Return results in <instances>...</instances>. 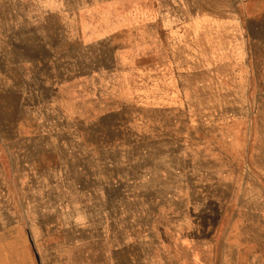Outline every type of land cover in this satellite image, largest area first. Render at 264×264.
<instances>
[{
	"label": "rangeland",
	"instance_id": "374dc122",
	"mask_svg": "<svg viewBox=\"0 0 264 264\" xmlns=\"http://www.w3.org/2000/svg\"><path fill=\"white\" fill-rule=\"evenodd\" d=\"M0 264H264V0H0Z\"/></svg>",
	"mask_w": 264,
	"mask_h": 264
}]
</instances>
